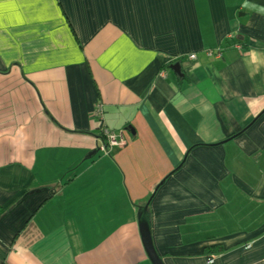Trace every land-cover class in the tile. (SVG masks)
Returning <instances> with one entry per match:
<instances>
[{
  "label": "crops",
  "instance_id": "crops-1",
  "mask_svg": "<svg viewBox=\"0 0 264 264\" xmlns=\"http://www.w3.org/2000/svg\"><path fill=\"white\" fill-rule=\"evenodd\" d=\"M0 3V264H264V0Z\"/></svg>",
  "mask_w": 264,
  "mask_h": 264
},
{
  "label": "built area",
  "instance_id": "built-area-1",
  "mask_svg": "<svg viewBox=\"0 0 264 264\" xmlns=\"http://www.w3.org/2000/svg\"><path fill=\"white\" fill-rule=\"evenodd\" d=\"M234 48H236L237 50L242 49L238 44L234 45ZM209 55H213L214 57L223 59V54L220 50L214 53H209ZM188 58L193 60L195 59V56L190 55ZM102 137L104 138V144L100 146L99 150L104 154H112L113 156L117 155L124 147L127 146V141L123 138L121 131H110L105 129L102 131Z\"/></svg>",
  "mask_w": 264,
  "mask_h": 264
},
{
  "label": "water",
  "instance_id": "water-1",
  "mask_svg": "<svg viewBox=\"0 0 264 264\" xmlns=\"http://www.w3.org/2000/svg\"><path fill=\"white\" fill-rule=\"evenodd\" d=\"M175 68L176 67H174V69ZM146 208L147 205L142 209L140 217L138 219L142 246L150 264H163L161 259L156 254L152 244V240L150 236V224H149L148 215L146 213Z\"/></svg>",
  "mask_w": 264,
  "mask_h": 264
},
{
  "label": "clouds",
  "instance_id": "clouds-1",
  "mask_svg": "<svg viewBox=\"0 0 264 264\" xmlns=\"http://www.w3.org/2000/svg\"><path fill=\"white\" fill-rule=\"evenodd\" d=\"M248 60L246 63H249L253 66L254 72H258L259 68L264 65V54L259 53L255 49H250L247 53Z\"/></svg>",
  "mask_w": 264,
  "mask_h": 264
},
{
  "label": "trees",
  "instance_id": "trees-1",
  "mask_svg": "<svg viewBox=\"0 0 264 264\" xmlns=\"http://www.w3.org/2000/svg\"><path fill=\"white\" fill-rule=\"evenodd\" d=\"M233 44L240 45L243 50H248L249 49V45H248V40L247 39H238V40L234 41ZM208 251H210V250H208ZM215 252H218V251L216 250Z\"/></svg>",
  "mask_w": 264,
  "mask_h": 264
},
{
  "label": "snow or ice",
  "instance_id": "snow-or-ice-1",
  "mask_svg": "<svg viewBox=\"0 0 264 264\" xmlns=\"http://www.w3.org/2000/svg\"><path fill=\"white\" fill-rule=\"evenodd\" d=\"M3 7V4L2 3H0V8H2Z\"/></svg>",
  "mask_w": 264,
  "mask_h": 264
}]
</instances>
